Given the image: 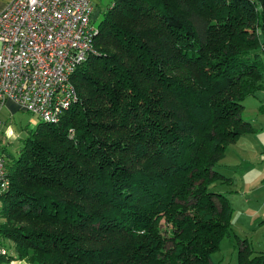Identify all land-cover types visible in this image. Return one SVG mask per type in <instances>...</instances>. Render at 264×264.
Segmentation results:
<instances>
[{"label":"trees","instance_id":"trees-1","mask_svg":"<svg viewBox=\"0 0 264 264\" xmlns=\"http://www.w3.org/2000/svg\"><path fill=\"white\" fill-rule=\"evenodd\" d=\"M96 26L76 101L3 148L0 240L30 264H213L217 167L264 90V0H114ZM254 252L241 240L237 264Z\"/></svg>","mask_w":264,"mask_h":264},{"label":"built area","instance_id":"built-area-1","mask_svg":"<svg viewBox=\"0 0 264 264\" xmlns=\"http://www.w3.org/2000/svg\"><path fill=\"white\" fill-rule=\"evenodd\" d=\"M92 12L91 0H11L0 11V103L58 123L77 99L72 74L96 53ZM8 188L0 153V194ZM8 253L0 240V258Z\"/></svg>","mask_w":264,"mask_h":264},{"label":"rangeland","instance_id":"rangeland-1","mask_svg":"<svg viewBox=\"0 0 264 264\" xmlns=\"http://www.w3.org/2000/svg\"><path fill=\"white\" fill-rule=\"evenodd\" d=\"M108 1L110 0H102V3L105 4ZM100 16L94 18L93 22L97 23ZM247 102V100L244 101V104H249ZM243 117L254 119V112L247 113L244 111ZM261 117L264 121V116ZM39 121V118L23 109H16L13 112L6 110L0 114V134L4 133L5 130L9 131L11 127L14 131V138H20V135L23 137L27 130L29 133ZM245 136L248 137H240L241 139L235 144L227 146L225 155L220 161L224 165L217 167L220 173L232 179V184L218 183L215 187L219 191L222 190L231 200L238 195L240 182L238 174H242L240 168L245 167L248 176L243 178L242 193H245V188H248L247 192L249 193H246V197L249 202L248 205L241 204L240 206L230 202L232 207L230 234L222 239L218 250L212 253L211 258L214 264H237L242 239L248 240L249 248L253 251H264V153H262L264 150V130ZM19 142L9 146L13 153L20 147L22 141L20 144ZM3 147V144H0L1 154ZM1 242L8 248L12 245L10 241H8L9 244H6L4 239ZM15 258L9 251L2 259L14 264Z\"/></svg>","mask_w":264,"mask_h":264},{"label":"crops","instance_id":"crops-1","mask_svg":"<svg viewBox=\"0 0 264 264\" xmlns=\"http://www.w3.org/2000/svg\"><path fill=\"white\" fill-rule=\"evenodd\" d=\"M10 1L11 0H0V11H2L7 6V4ZM91 1H92V5H93V12H92V16L91 17H92L93 20L98 15L99 16L101 15L102 11L106 8V6H108L112 2H114V0H110L107 3L103 4L102 0H91ZM246 100L248 101L247 103H249V104H244V102H243V105H244L243 112L244 111H246L247 113H249L250 111L254 112V119L253 118H251V119L245 118L246 120L250 121V123L252 124V126L254 128V131L249 132V133H247L245 135L256 134L258 131L264 130V121H262V117H261V116H264V90L258 91L255 96L248 97L244 101H246ZM16 109H21V108L14 101H12L10 99H7L3 103H0V114L4 113L6 110H9V111L13 112ZM0 125H1V122H0ZM35 127L36 126H34L33 128H35ZM27 135H28V130H27V133H25V136L22 137L20 135V138H14V131L10 127L9 131L5 130L4 133L0 134V144H3V146H4L3 148H6L10 152H12L11 151L12 149L9 146L12 143H18L19 141L21 142ZM245 135L239 136L237 138V140L234 143H232V144H235L242 137H248V136H245ZM20 142H19V144H20ZM262 153H264V150H262ZM219 165L220 166L224 165V163L220 162ZM240 171L242 172V174L241 173L238 174L239 179H240L239 188H238L239 191H237L238 195L235 196L232 200H231V198H229L226 195L228 200H229V202H233L234 204H238V206H240L241 204L248 205V202H249V199L246 197V193H249V192H247L248 188H245V193H242V189L244 187L243 178L248 176V171L246 172V169H245L244 166L240 168ZM242 240H246L248 242L247 239H242ZM5 242H6V244H9L8 241H5ZM9 251L12 254V256L16 257V254L14 253V251L12 249V245L9 248ZM15 259H16V261H15L14 264H30L29 262H27L24 259H18V258H15ZM0 264H10V263L6 262L4 259L0 258Z\"/></svg>","mask_w":264,"mask_h":264}]
</instances>
